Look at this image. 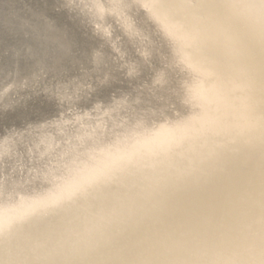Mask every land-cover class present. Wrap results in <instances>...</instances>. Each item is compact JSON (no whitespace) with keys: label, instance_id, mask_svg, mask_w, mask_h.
<instances>
[{"label":"snow or ice","instance_id":"obj_1","mask_svg":"<svg viewBox=\"0 0 264 264\" xmlns=\"http://www.w3.org/2000/svg\"><path fill=\"white\" fill-rule=\"evenodd\" d=\"M112 8L121 39L128 37L135 48L137 37L147 34L151 47L134 52L113 46V29L101 27L109 11L103 0H24L6 7L0 17V78L11 101L3 120L22 121L9 125L16 134L5 139L8 151L0 164L10 169L13 177L18 169L26 170L30 180L33 174L37 179L72 175L57 186L55 196L35 201L29 214H46L87 195L90 188L112 181L127 179L128 186L135 187L138 173L165 163L177 150L187 148L195 153L206 146L208 135L239 126L237 121L243 116L233 96L243 89L232 78L237 57L227 58L213 47L221 33L218 9H245L258 26L264 106V0L228 4L219 0H121ZM171 49L177 50L174 59L168 55ZM185 49L199 54L201 62L194 64L192 52ZM121 57L126 69L121 67ZM249 60L254 67V53ZM189 75L195 87L183 83ZM162 76L169 77L171 90L183 97L184 103L197 102L199 111L175 125L158 127L157 121L165 117L151 97L145 96L143 81L159 83ZM20 80L26 85L31 82L32 87L16 88ZM68 82L86 85L71 102H66L61 87ZM96 113H103V122H92ZM259 133L264 161V115ZM261 196L259 260L9 259L0 260V264H264V175ZM66 212L69 223L79 218L71 208ZM253 235L233 239L251 240ZM0 239L9 243L2 235ZM83 242L81 234L66 230L59 238L49 237L51 247L44 246V255L75 254Z\"/></svg>","mask_w":264,"mask_h":264},{"label":"bare ground","instance_id":"obj_2","mask_svg":"<svg viewBox=\"0 0 264 264\" xmlns=\"http://www.w3.org/2000/svg\"><path fill=\"white\" fill-rule=\"evenodd\" d=\"M24 0H0V17L6 7L22 4ZM121 0H103L108 6V20L101 21L107 31L113 29L112 45L126 51H143L152 40L145 34L137 37L133 48L128 37L114 25L112 6ZM163 2V0H161ZM228 4L233 0H219ZM161 12L164 10L161 9ZM216 21L221 33L214 42L215 51L227 58L237 57L232 78L242 87L234 93L233 102L243 119L238 127L218 135H208L206 146L195 153L177 150L168 161L154 169L137 174L136 186L129 187L127 179L112 181L88 190L70 203L50 209L46 214H29L32 204L56 194L58 185L71 180L72 175L61 173L50 178L29 179L24 169L15 176L0 164V260L9 259H73L87 261H191L211 259H260L259 234L262 219V175L259 122L264 115L261 100V79L256 66L249 60L250 53L260 64V36L251 14L242 8L216 10ZM118 15V13H117ZM179 47V46H177ZM194 64L201 62L191 49ZM177 50L168 55L176 57ZM132 56L129 55L128 63ZM121 67L127 64L121 57ZM99 75V74H97ZM90 82V80H89ZM145 96H150L156 110L165 119L161 124L175 125L199 111L197 102H183V97L171 90L169 77L143 81ZM186 86L195 87L190 75ZM16 88L32 87L23 80ZM0 78V160L8 145L6 138L16 134L9 125L22 121L3 120L10 106ZM71 102L85 84L68 82L61 86ZM245 103L248 105L244 107ZM179 113V115H178ZM103 122V113L93 116V123ZM102 194V195H100ZM73 209L79 218L68 222L66 209ZM66 230L81 234L83 243L75 254L44 255L50 236L60 237ZM10 233V237H9ZM254 234L251 240L237 241L236 236ZM214 237V238H213ZM226 240H233L227 243ZM23 242V243H22ZM250 248L251 251H246ZM32 249H36L32 251Z\"/></svg>","mask_w":264,"mask_h":264},{"label":"water","instance_id":"obj_3","mask_svg":"<svg viewBox=\"0 0 264 264\" xmlns=\"http://www.w3.org/2000/svg\"><path fill=\"white\" fill-rule=\"evenodd\" d=\"M255 66L258 69V72L260 73V64L258 63V60L255 58Z\"/></svg>","mask_w":264,"mask_h":264}]
</instances>
